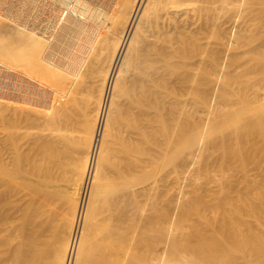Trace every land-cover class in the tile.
<instances>
[{"label": "bare ground", "instance_id": "6f19581e", "mask_svg": "<svg viewBox=\"0 0 264 264\" xmlns=\"http://www.w3.org/2000/svg\"><path fill=\"white\" fill-rule=\"evenodd\" d=\"M0 264H264V0H0Z\"/></svg>", "mask_w": 264, "mask_h": 264}, {"label": "rangeland", "instance_id": "374dc122", "mask_svg": "<svg viewBox=\"0 0 264 264\" xmlns=\"http://www.w3.org/2000/svg\"><path fill=\"white\" fill-rule=\"evenodd\" d=\"M26 122H27L26 120H24V122H23V128H22V135H23V136L21 135V140H20V141L22 142V140H24V138L27 137V138H26V143H27V140H28V142H29L30 144L28 143L26 146H24V145H22V144H23V142H22V143H21V146H23L24 148L26 147L27 152H28L29 149H30V153L28 154V153L26 152V150H25L24 148H22V147H20V150H21V148L24 149V150H25V154L27 153L26 155H27V156L29 155V157H30V155L33 156L32 154H34V153H36V154H34V156H36V155H38L37 153L39 152V151H38V152L36 151L37 148L39 147L38 145H36V143L39 144V139H36V138H39V137H38L39 134L37 133V135H34V136H33L34 132L36 131V129H33V127L36 128V126H33V125H34V124H33V125H31V127H30V123H29V122L26 123ZM32 123H33V122H32ZM24 124H26V125L29 124L28 126L31 128V129H30V128H29V129H30V131H31L33 134H32V136H31L30 138L28 137V134H29L30 131H29L28 133L26 132V130H27L28 128H26V127H25L26 125H24ZM25 128H26V130H25ZM29 129H28V130H29ZM37 131H38V130H37ZM37 131H36V132H37ZM36 132H35V134H36ZM38 132H40V130H39ZM30 135H31V133H30ZM30 135H29V136H30ZM32 137H33V138L36 137V138H35L36 140H34ZM31 138H32V139H31ZM30 139L33 140V141L31 142ZM26 143H25V144H26ZM36 146H37V147H36ZM35 149H36V150H35ZM38 149H39V148H38ZM24 150H21L20 152L22 153V151H24ZM33 151H35V152L33 153ZM31 153H32V154H31ZM73 153H74V152H73ZM23 154H24V153H23ZM25 154H24V155H25ZM69 154H70V155H69ZM65 155H67L66 159L69 158L70 160H69V161H65L66 159L64 158V163H65V162H69V164L67 163L69 166L71 165V163H74V164L72 165V168H69V166L65 164V167L67 166L66 169L70 171L71 169L75 168V167H73V166L76 165V163H77V161H78V160H76V157H77V159H78L79 155H78V156H75V153L71 155V153H69V152H67ZM76 155H77V154H76ZM34 156H33V157H34ZM73 156H74V157H73ZM73 159H74V160H73ZM70 161H72V162H70ZM70 167H71V166H70ZM68 168H69V169H68ZM73 170H74V169H73ZM71 172H72V171L68 172L67 174L70 175ZM70 177H71V175H70ZM72 177H73V176H72ZM72 177H71V178H72ZM66 182H67V181H66ZM66 182H64V183H66ZM68 183H69V185H70V187H71L69 191H72V190H73V188H72V187H73V184H71L72 182H69V181H68ZM68 183H66L67 186H68ZM68 187H69V186H68ZM24 190L26 191L27 188L24 187Z\"/></svg>", "mask_w": 264, "mask_h": 264}]
</instances>
